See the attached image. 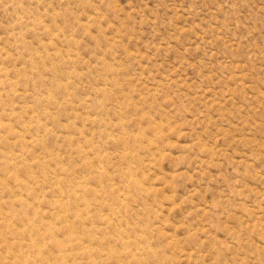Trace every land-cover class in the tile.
<instances>
[{"label":"rangeland","instance_id":"rangeland-1","mask_svg":"<svg viewBox=\"0 0 264 264\" xmlns=\"http://www.w3.org/2000/svg\"><path fill=\"white\" fill-rule=\"evenodd\" d=\"M0 264H264V0H0Z\"/></svg>","mask_w":264,"mask_h":264}]
</instances>
